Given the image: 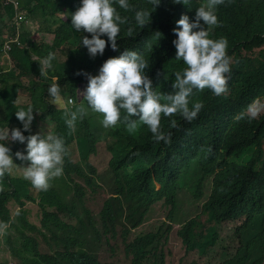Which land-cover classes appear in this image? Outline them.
I'll use <instances>...</instances> for the list:
<instances>
[{
    "label": "trees",
    "instance_id": "obj_1",
    "mask_svg": "<svg viewBox=\"0 0 264 264\" xmlns=\"http://www.w3.org/2000/svg\"><path fill=\"white\" fill-rule=\"evenodd\" d=\"M128 2L152 11L149 24L141 28L133 21L131 35L127 24L121 26V48L112 51L106 44L104 54L95 57L78 47L79 33L70 26L79 0L23 2L28 15L41 17L39 31L48 34V42L21 37L29 47L17 48L16 71L5 67L0 127H19L14 111L31 103L40 112L34 111L31 131L38 132L37 127L42 134L62 136L66 155L62 175L52 178L47 190L34 188L15 165L6 179L0 177V236L6 231L0 246L6 243L4 251L10 254L1 264H264V0H223L216 6L219 23L209 35L227 41L226 90L213 98L195 92L189 104L198 101L202 107L191 122L179 114H161L162 129L171 134L168 144L155 141L139 120L134 129L120 120L106 129L99 119L91 121L83 105L87 80L77 72L95 75L125 43L148 61L146 74L163 99L173 72L185 67L174 59L175 20L181 13L191 19L207 0H187L182 9L183 4L171 0H161L155 9L150 0ZM3 9L1 4L0 15ZM117 10L132 20V10ZM48 52L54 58L43 77L37 64ZM23 76L30 77L27 84ZM53 82L74 99V110L84 106L85 114L74 123L81 131L65 125L67 109L48 103L47 84ZM106 137L118 150L110 149L107 160L98 158L104 161L99 165L93 159ZM10 147L13 153L23 151L22 144ZM13 162L27 164L14 156ZM104 168L115 178L111 188L106 187L110 177H103ZM188 181L195 183L196 201L208 191L202 205L205 219L196 214L175 227L182 184ZM160 203L169 208L165 223L135 235ZM179 235L187 248L175 243Z\"/></svg>",
    "mask_w": 264,
    "mask_h": 264
},
{
    "label": "clouds",
    "instance_id": "obj_2",
    "mask_svg": "<svg viewBox=\"0 0 264 264\" xmlns=\"http://www.w3.org/2000/svg\"><path fill=\"white\" fill-rule=\"evenodd\" d=\"M23 2L24 0H0V5L6 8L0 15V64L4 67H0V105L3 103V95L7 92V90L3 91V86L7 85L3 81L5 67L12 71L16 66L14 56L17 48L29 47V43L22 41L21 37L24 35L27 40L37 43L48 42V34L39 31L41 17L28 15L23 8ZM150 3L155 9L161 0H150ZM171 3L183 4L182 9L186 6L187 0H171ZM221 3L223 0H207L206 4L195 8L191 19L186 13H181L175 20L177 27L171 25L173 27L171 31L174 34L171 41L175 49L174 59L182 61L185 67L173 72L170 82L171 90L164 94L163 99L154 91L153 82L146 74L148 61L141 53L126 49V44L123 42V51H120L119 55L106 58L95 75L78 70L77 75L87 80L82 93L83 100L86 102L85 106L95 112L91 121L99 119L102 128L106 129L120 120L126 122L129 129H134L139 120L147 127L155 141L170 143L171 134L163 131L161 114L166 117L179 114L185 121L191 122L197 117L202 107L198 101H192L191 105L189 104L195 92L213 98L214 95H220L226 90L228 80L226 74L230 72V58L225 52L227 41L223 37L213 39L209 35L212 26L219 23L216 6ZM35 4L36 2H33V5ZM117 9L132 10V20L130 21L128 16L121 15ZM151 12L147 8H134L128 0H79V6L70 13V26L73 32L79 33L78 47L86 48L90 57L102 56L106 44L112 51H118L121 48L117 43L121 26L127 24V32L131 35L132 22L143 28L149 24ZM27 15L28 19L23 22ZM155 32L158 38L161 37L159 31ZM35 56L37 57V54ZM53 58L54 53L48 52L39 60L37 67L40 76L47 77L48 71L52 68ZM25 77L28 76H23L21 79ZM22 83L28 82L22 81ZM206 88L211 90L212 94ZM46 93L50 105L63 106L61 87L58 83H50ZM68 103L73 105L75 101L70 98ZM121 110L124 111V116H121ZM34 111L36 115H39L40 112L35 110L31 103H28L26 107H19L14 111V115L20 122V126L11 129L8 126L0 127V177L6 179L8 176L6 174H11L15 165L20 168L23 178L28 180L34 188L47 190L50 180L63 173V157L66 155V148L64 138L54 132L42 134V129L37 127L34 130L38 132L31 131ZM65 111L67 118L64 123L67 128L81 131V126H74V123L78 117L85 114L84 106L81 105L74 111L70 109ZM172 124L174 126L175 122L173 121ZM13 142L22 144L23 151L17 150L13 153L10 147ZM99 147L105 149V154L99 157L103 160L109 158L110 149L118 150L113 149L108 137L101 139L97 144L96 155L99 153ZM13 156L19 161H26V166L23 164L18 166L14 163ZM104 170L106 175L103 177L107 179L110 177V183L106 187L111 188L115 178L110 170L105 168ZM107 193L109 194V191ZM175 243L185 248L188 245L181 240V235Z\"/></svg>",
    "mask_w": 264,
    "mask_h": 264
},
{
    "label": "rangeland",
    "instance_id": "obj_3",
    "mask_svg": "<svg viewBox=\"0 0 264 264\" xmlns=\"http://www.w3.org/2000/svg\"><path fill=\"white\" fill-rule=\"evenodd\" d=\"M37 27H38V25H37ZM29 79H30V77L28 76V77L21 79V81H23L24 83H27V82H29ZM49 84L50 83H48L47 85H49ZM61 96H62V105L63 106H61L60 104H57L54 106H56L58 108H65L68 111H69V109L74 111L77 103L75 102L73 105H70V103H68L69 95H68L67 91L61 90ZM0 102H1V100H0ZM85 104H86V102L84 103V101H83L84 106H85ZM85 107H87V106H85ZM94 114H95V112H93L91 109L88 108V110H87L88 118L93 117ZM104 154H105L104 147H99V153L97 156L94 157L93 161L99 163V165H102L104 161H97V160L100 156H102ZM103 166H98V169L101 170V168ZM105 175H106V170H104V173H103V176H105ZM188 177H189V173H188ZM194 178L196 179V177H194ZM182 186H183L184 192H182V194L180 196V201H179L180 206H179V210L176 214V223H175L176 227L180 226L181 224H183L185 221L189 220L190 218L195 217L196 214H198V216H201L202 218L204 217L203 219H205V214H206L202 211V205L207 198L208 191L205 192L204 197L200 201H196L194 199L195 198L194 190H192V188L195 186L194 181H193V183H190L188 181L187 183L182 184ZM168 210H169V208H167L165 205L163 206V203H160L159 205H157L149 214L145 225H143L142 227L137 229L134 232V234L136 235L139 233H145L148 230L158 229L159 226L163 225L165 223V221L167 220ZM175 233L177 234V232H175ZM175 233H173L172 237L175 236ZM4 234H5V231L2 232L0 239L4 236ZM5 248H7V245H6V243L2 242V245L0 246V263L4 262L5 259L10 257V254L8 252L4 251Z\"/></svg>",
    "mask_w": 264,
    "mask_h": 264
}]
</instances>
